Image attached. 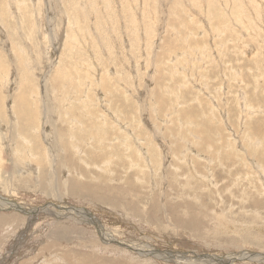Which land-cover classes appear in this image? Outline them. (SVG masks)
<instances>
[{
  "label": "rangeland",
  "instance_id": "rangeland-1",
  "mask_svg": "<svg viewBox=\"0 0 264 264\" xmlns=\"http://www.w3.org/2000/svg\"><path fill=\"white\" fill-rule=\"evenodd\" d=\"M1 58L0 264H264V0H0Z\"/></svg>",
  "mask_w": 264,
  "mask_h": 264
},
{
  "label": "bare ground",
  "instance_id": "bare-ground-1",
  "mask_svg": "<svg viewBox=\"0 0 264 264\" xmlns=\"http://www.w3.org/2000/svg\"><path fill=\"white\" fill-rule=\"evenodd\" d=\"M243 5V4H242ZM245 9V8H244ZM228 34V33H227ZM21 59H23L24 58V56L22 55V54H20L19 53V55H18ZM2 57V56H1ZM4 58V57H3ZM24 59H26V57L24 58ZM3 60H2V58L0 59V65L1 66H4L5 65V63H4V61L2 62ZM3 68V67H2ZM64 79V78H63ZM66 80V79H65ZM13 115H15V114H13ZM37 120H38V115H37V117H35ZM86 118V117H85ZM31 120H32V115L31 116H28V118L27 119H22V120H20V123L22 124V126H26V125H28V124H31L30 122H31ZM83 121V120H82ZM87 121V120H86ZM85 123V122H84ZM29 126V125H28ZM27 131V130H26ZM44 147V146H43ZM94 188V187H93ZM91 189V188H90ZM92 190V189H91ZM94 190H95V188H94ZM63 212V211H62ZM35 215V214H34ZM92 217V216H91ZM31 218V217H30ZM8 221V220H7ZM9 223V222H8ZM109 234H110V232H109ZM104 235H105V233H104ZM108 234H106V236H107ZM110 236V235H109ZM108 236V237H109ZM108 240L109 241H111V240H113V239H111V238H108ZM129 246V245H128ZM138 247V246H137ZM140 247V246H139ZM137 249V248H136ZM139 249V248H138ZM137 249V250H138ZM50 250V249H49ZM139 251V250H138ZM146 251V250H145ZM181 256V255H180ZM210 262V261H209Z\"/></svg>",
  "mask_w": 264,
  "mask_h": 264
}]
</instances>
